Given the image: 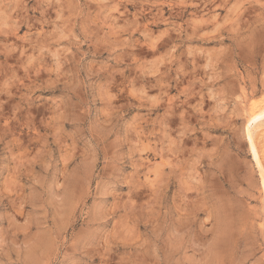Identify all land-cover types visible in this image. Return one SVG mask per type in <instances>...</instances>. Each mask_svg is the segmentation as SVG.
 <instances>
[{
    "label": "rangeland",
    "instance_id": "rangeland-1",
    "mask_svg": "<svg viewBox=\"0 0 264 264\" xmlns=\"http://www.w3.org/2000/svg\"><path fill=\"white\" fill-rule=\"evenodd\" d=\"M86 32L131 39L112 52ZM25 65L69 81L67 111L53 127L84 165L58 195L79 202L85 182L103 186L120 264H264V179L250 148L264 116L248 121L264 104V10L254 0H14L0 8V81L23 77ZM97 145L107 164L101 156L93 167ZM187 167L204 186L191 219ZM0 172V243L14 250L47 221L48 174L38 162L18 174L10 160ZM92 199L78 204L73 223L84 224ZM58 226L59 210L47 223Z\"/></svg>",
    "mask_w": 264,
    "mask_h": 264
},
{
    "label": "clouds",
    "instance_id": "clouds-1",
    "mask_svg": "<svg viewBox=\"0 0 264 264\" xmlns=\"http://www.w3.org/2000/svg\"><path fill=\"white\" fill-rule=\"evenodd\" d=\"M254 2L264 10V0ZM86 3L104 6L108 0H86ZM0 8H14V0H0ZM117 10V6L112 5L108 15ZM93 36L97 37L93 43L105 45L112 52L127 47L131 39L130 35L125 38L117 32H105L103 36L96 32H86L85 39L90 40ZM68 87L69 81L59 69L49 70L28 65H25L23 77L13 74L10 79L0 81V168L10 160L19 174L20 169L40 163L43 171L48 174V198L51 200L47 209V221L42 224L38 239L14 250L6 249L0 243V256L5 257L0 259V264H120L114 251L116 245L110 243L106 236L112 231L115 217L105 222L111 200L103 198V186L89 190L85 182L83 197L79 202H69L58 195L69 187L67 175L78 171L82 173L84 165L81 154L69 147L67 141H61L57 129L53 127L54 121L64 119L67 106L63 97ZM32 141L39 142L40 152L36 155H30L28 151V145ZM32 147L37 145L32 144ZM41 154L44 156L43 160H39ZM101 156L106 165L107 156L97 145L90 153L89 163L94 167ZM25 174L31 178L30 171ZM62 174H65L64 182H61ZM180 174L185 181L184 210L191 219L196 211H202L197 200L204 194V186L194 168H182ZM3 179L5 176L0 172V180ZM33 183L36 181L33 180ZM190 192L196 193L192 199L188 197ZM171 195L169 193L170 198ZM88 196L93 199L88 202V215L84 224L73 223V214L78 204ZM94 208L100 209L99 214L93 212ZM57 210L59 226L53 231L47 227V223L57 216ZM11 251H15V260L9 254Z\"/></svg>",
    "mask_w": 264,
    "mask_h": 264
},
{
    "label": "bare ground",
    "instance_id": "bare-ground-1",
    "mask_svg": "<svg viewBox=\"0 0 264 264\" xmlns=\"http://www.w3.org/2000/svg\"><path fill=\"white\" fill-rule=\"evenodd\" d=\"M264 116V104H262L261 106H253L251 108V114H250V118L248 121H255L258 120L259 118ZM264 125V124H263ZM260 124V126L258 127L257 131L253 132L250 136V148L253 152L254 155V159L256 160V164L260 170V174L262 176V178L264 179V151L261 150L263 147L260 144L261 143V139H263L264 137V127ZM262 147V148H261ZM264 186V183H263ZM264 192V190H263Z\"/></svg>",
    "mask_w": 264,
    "mask_h": 264
}]
</instances>
